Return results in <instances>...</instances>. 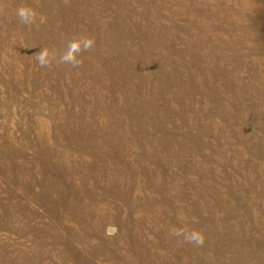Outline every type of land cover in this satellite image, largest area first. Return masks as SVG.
<instances>
[{"label": "rangeland", "instance_id": "374dc122", "mask_svg": "<svg viewBox=\"0 0 264 264\" xmlns=\"http://www.w3.org/2000/svg\"><path fill=\"white\" fill-rule=\"evenodd\" d=\"M0 264H264V0H0Z\"/></svg>", "mask_w": 264, "mask_h": 264}, {"label": "clouds", "instance_id": "9594fccd", "mask_svg": "<svg viewBox=\"0 0 264 264\" xmlns=\"http://www.w3.org/2000/svg\"><path fill=\"white\" fill-rule=\"evenodd\" d=\"M16 15L19 22L26 26H31L37 23V13L30 7L22 6L16 10ZM46 16L40 15L38 19L39 24L46 23ZM95 40L85 35H74L67 43L65 50L57 56L55 51L48 48L41 49L36 54L37 62L41 67H50L53 62L58 64H68L73 68L80 67L82 64L81 54L89 51L94 47ZM116 229L111 227L108 229L109 234H114ZM173 235L182 236L185 243H195L201 245L203 243V235L197 231H183L174 230Z\"/></svg>", "mask_w": 264, "mask_h": 264}]
</instances>
